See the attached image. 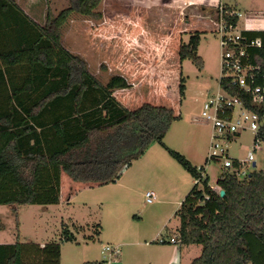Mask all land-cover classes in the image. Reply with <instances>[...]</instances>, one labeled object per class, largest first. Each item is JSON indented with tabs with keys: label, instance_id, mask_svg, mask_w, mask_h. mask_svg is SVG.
Listing matches in <instances>:
<instances>
[{
	"label": "trees",
	"instance_id": "trees-1",
	"mask_svg": "<svg viewBox=\"0 0 264 264\" xmlns=\"http://www.w3.org/2000/svg\"><path fill=\"white\" fill-rule=\"evenodd\" d=\"M103 2L69 0L58 14L48 7L41 25L17 0H0V205L15 213L28 205H56L63 174L87 186L115 183L125 168L159 143L197 181L176 213L180 244L202 248L189 264H264V171L254 169L239 177L223 168L216 185L225 195H217L209 177L203 176L204 167L194 166L164 143L180 114L150 102L136 109L125 107L115 93L132 85L117 74H110L103 83L90 72L83 56L63 45L72 17L102 21ZM226 17L229 23L237 22L236 17ZM202 34L196 32L187 42L181 41V64L190 59L203 67L198 55ZM248 35L264 38L260 32ZM253 55V62L264 71V48ZM101 70L108 68L102 64ZM221 85L241 95L239 88L223 79ZM175 88L171 96L161 95L168 104H173L171 98L185 96L182 71L179 94ZM259 114L255 140L264 143V109ZM63 235V242L75 240L68 228ZM60 260L57 242L0 244V264H61Z\"/></svg>",
	"mask_w": 264,
	"mask_h": 264
},
{
	"label": "rangeland",
	"instance_id": "rangeland-1",
	"mask_svg": "<svg viewBox=\"0 0 264 264\" xmlns=\"http://www.w3.org/2000/svg\"><path fill=\"white\" fill-rule=\"evenodd\" d=\"M131 1L133 0H104L100 7L103 13L102 21L96 22L73 16L66 27L63 45L74 53L82 54L88 62L90 72L103 83L109 80L111 73L109 69L101 70V65H106L103 59L108 54L106 50L110 48L109 44L117 40L114 35L111 36L114 40H110L109 27L117 22L118 28H125L138 25L144 20L141 15L123 13L131 11ZM225 2L229 8L248 15L261 14L264 11V0H225ZM17 3L41 25L45 23L48 7L54 14H58L69 6V0H17ZM186 13L188 15L186 19L193 16L192 19L200 23H197V26L189 25L188 27L184 20L183 28L189 29V32L184 33L181 27L176 25L172 29V15L168 14L164 26L165 30H173L172 35L166 30V36L160 42L165 44V48L168 46L176 49L180 38L187 42L190 35L196 32L203 33L198 49V55L203 60V67L199 68L190 59L183 61L182 72L186 80L185 96L182 100L171 98L173 104L171 101L169 104L170 107L179 111L181 118L173 122L164 143L182 154L194 166L204 167L205 174L209 177V184L214 185L223 171V161L206 162L211 154L213 129L202 119L201 112L204 102L217 94L219 80L222 77L219 37L206 28L213 27L210 19H207L209 23L205 20L207 17L215 20L217 14L215 11L202 12L197 7L187 9ZM146 25V22H142L143 27ZM204 28L209 31H202ZM98 31L101 37H98ZM123 33L122 29L118 36L125 38ZM120 41L133 45L131 40ZM140 89V91L130 90L126 94L136 93L135 98L139 97L141 99L139 103L142 104L153 102V100L159 102H154L156 105L168 104L167 98L163 99L161 95H150V97L144 90V86ZM118 96L121 98V93ZM254 136L253 132H244L231 141L228 144L229 157L244 160L247 153L253 150ZM150 150L146 153L148 155L141 156L125 168L124 176H121L116 183L89 187L73 182L65 175L62 180L61 201L56 205L23 206L17 213L13 212L9 206L0 205V221L3 226L0 228V244L19 242L27 246L33 244L43 246L57 242L61 244V264H84L107 260L104 256L110 257V251L102 254L101 250L108 243L131 242L138 236L145 241V238L154 237L158 228L165 224L169 236L178 237L180 241L177 231L180 221L176 213L179 209V201L188 195L195 179L161 144H153ZM255 159L256 167L253 168L251 165L249 171L254 169L264 171L263 142L260 144V149L255 152ZM122 184H126L131 192ZM147 192H154L155 195L150 204L146 201ZM94 220L102 226L99 228L102 232L101 237L100 233L96 235L92 227H87L89 223L92 225ZM64 228H68L74 234L75 240L62 241ZM134 234L138 236H132ZM156 243L160 244L157 241ZM188 246L190 249L184 247L181 264H189L201 254L200 245ZM120 250L121 253L117 256L123 264H151L149 258L158 254L156 247H150L147 251L137 247L129 249L128 246L122 245ZM115 257L112 261L117 260Z\"/></svg>",
	"mask_w": 264,
	"mask_h": 264
},
{
	"label": "crops",
	"instance_id": "crops-1",
	"mask_svg": "<svg viewBox=\"0 0 264 264\" xmlns=\"http://www.w3.org/2000/svg\"><path fill=\"white\" fill-rule=\"evenodd\" d=\"M226 6L227 4L225 0H133L131 1V8H130L131 11L129 12L127 11L123 13L126 14L133 13L136 15H141L144 18L142 22L143 23L146 22L147 25L143 27L142 22H139L138 25L135 24L134 26L118 28L116 22L114 23V25L111 24L112 26H110L108 29V36L110 40H114V38L111 37L112 35L117 37V40L112 41V43L109 44L110 48L106 50L108 54L105 55L103 61L104 63H106L111 74H117L123 76L132 85L131 89L117 91L115 93V97L125 107L129 109H136L142 105V103H139L141 99L139 97L138 99L135 98L137 97L136 93H134L135 95L130 93L126 94V92L130 90L140 91L141 90L140 88L144 86L145 88L144 90L148 92L149 96L150 95L159 96V95L171 94L173 92L172 89L176 87L175 89L178 91L179 94V83H180V76L182 71V64L179 57V48L183 38L179 39L180 41L176 49L172 47L169 48L168 46L167 48H165V44L163 42L162 43L160 42V40H163L164 37L166 36L165 34L166 30H168V32H171V35L173 31L171 29L165 30L164 24L166 22V15L168 14L172 15L171 18L173 24L172 29H174L176 25L178 27H181L184 33H187L189 32L188 31L189 25H193L194 27L198 25L197 23H200L199 21L192 19L193 16L189 19L188 18L186 19V17L188 16L186 13L187 9L191 7H197L200 8L202 12H212V11H217L219 7L224 8ZM184 20H186V23L188 24V27L186 28H183ZM180 23L182 25H180ZM122 29L124 32L123 37L125 38L118 36ZM97 35L98 37H101L100 32ZM121 38L124 39V41L131 40L133 42V45L131 46L124 44L122 41H120L122 40ZM80 55L82 56V54ZM120 93H121V98L118 96ZM177 99H180L179 95ZM150 103L154 104V100L153 102ZM130 105L132 107H129ZM173 109L175 110L176 115H178L179 111L175 108ZM151 148L152 145L147 149L145 154L149 153V151H151L150 150ZM124 171L122 172L121 176H124L125 174ZM64 177L65 174L62 175V180ZM94 186H98V185H93L89 187H94ZM122 186L125 187L126 190L131 192V189L126 184L125 185L122 184ZM61 191H62V185H61ZM183 200L184 198L181 199V201H179V209ZM87 227L88 228L92 227V229L98 230L100 233L99 235L101 237L102 232L99 228H102V226L98 224L96 220L92 222V225L89 223ZM178 229L179 228L177 227V231ZM167 231L168 228L167 225L165 224L158 228V231L154 235V237H150L149 239L145 238L144 239L145 241H143V239H141L138 235L134 234L132 236H138V237H135L134 238L135 240H132L131 242L126 241L125 243H117V244L108 243L106 244L105 247L117 248L119 250V255L121 253L120 248L122 245L128 246L129 249L133 247H137V249L141 248L147 251L148 249H150V247H156L157 249L156 251L158 254L155 256H151L149 258L151 264H181L184 247H189V246L181 245L179 238L175 236H169ZM171 238H175L177 240V243L175 244L171 243L170 242ZM160 240H163V242H160ZM156 241L159 242L161 245L157 244ZM104 248H102L101 250L102 254H104L103 252ZM118 256L117 257L104 256V259L107 260L103 262H105L104 264H123L122 260ZM114 257L117 258V260L112 261L113 260L112 258Z\"/></svg>",
	"mask_w": 264,
	"mask_h": 264
},
{
	"label": "built area",
	"instance_id": "built-area-1",
	"mask_svg": "<svg viewBox=\"0 0 264 264\" xmlns=\"http://www.w3.org/2000/svg\"><path fill=\"white\" fill-rule=\"evenodd\" d=\"M216 14L215 20L209 17L205 19L206 22L209 23L207 19H210L213 23L212 28H206L219 37L222 69L219 90L204 102L201 112L202 119L213 129V144L208 159L222 160L224 169L244 177L249 172V167L256 163L255 152L260 149L262 142L255 140V136L261 125L259 110L264 109V83H258L260 80L264 82V71L260 63L253 62V51L264 48V38L260 36L252 39L248 34H264V11L261 14L248 15L238 10L226 12L223 7H219ZM227 15L236 17L237 22L229 23ZM206 28L202 31L208 32ZM222 79L229 86L239 88L241 95H233L225 89L221 85ZM244 132L255 134L253 150L247 153L244 160L230 158L228 144ZM210 187L217 195L223 191L216 183ZM145 197L147 203H152L154 192H147ZM170 242L177 243L175 238H171ZM109 251V256L119 254L117 248L111 247H105L103 252Z\"/></svg>",
	"mask_w": 264,
	"mask_h": 264
},
{
	"label": "water",
	"instance_id": "water-1",
	"mask_svg": "<svg viewBox=\"0 0 264 264\" xmlns=\"http://www.w3.org/2000/svg\"><path fill=\"white\" fill-rule=\"evenodd\" d=\"M255 166H256V163H253V167H255ZM224 195H225V191L223 190V191H221L220 196L223 197Z\"/></svg>",
	"mask_w": 264,
	"mask_h": 264
}]
</instances>
